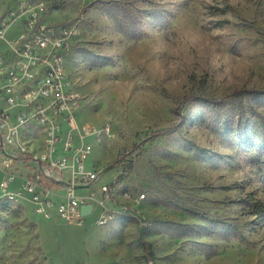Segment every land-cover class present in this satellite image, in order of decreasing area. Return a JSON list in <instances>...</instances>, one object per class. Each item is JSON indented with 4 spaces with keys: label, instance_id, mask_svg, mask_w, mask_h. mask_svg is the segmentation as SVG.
Returning a JSON list of instances; mask_svg holds the SVG:
<instances>
[{
    "label": "rangeland",
    "instance_id": "374dc122",
    "mask_svg": "<svg viewBox=\"0 0 264 264\" xmlns=\"http://www.w3.org/2000/svg\"><path fill=\"white\" fill-rule=\"evenodd\" d=\"M30 14L73 32L77 124L110 127L86 168L145 199L76 226L0 191V264H264V0H0L4 38Z\"/></svg>",
    "mask_w": 264,
    "mask_h": 264
},
{
    "label": "built area",
    "instance_id": "2783aa9c",
    "mask_svg": "<svg viewBox=\"0 0 264 264\" xmlns=\"http://www.w3.org/2000/svg\"><path fill=\"white\" fill-rule=\"evenodd\" d=\"M14 22L12 15L0 22V39L6 44L0 50L2 199L27 201L37 215L76 226L84 225L95 208L97 227L105 226L112 214L138 212L144 193L114 182L100 184L101 171L85 166L92 148L87 139L100 141L111 130L107 124H77L80 95L65 72L72 30H55L30 14L19 36L6 40L5 30Z\"/></svg>",
    "mask_w": 264,
    "mask_h": 264
},
{
    "label": "water",
    "instance_id": "95a60500",
    "mask_svg": "<svg viewBox=\"0 0 264 264\" xmlns=\"http://www.w3.org/2000/svg\"><path fill=\"white\" fill-rule=\"evenodd\" d=\"M90 209H91V206H90V205H89V206H84V207L82 208V213H83V214L88 213V212L90 211Z\"/></svg>",
    "mask_w": 264,
    "mask_h": 264
},
{
    "label": "trees",
    "instance_id": "16d2710c",
    "mask_svg": "<svg viewBox=\"0 0 264 264\" xmlns=\"http://www.w3.org/2000/svg\"><path fill=\"white\" fill-rule=\"evenodd\" d=\"M117 180H118V178H117ZM146 254L150 258L151 252H150V247L149 246H147V248H146Z\"/></svg>",
    "mask_w": 264,
    "mask_h": 264
}]
</instances>
